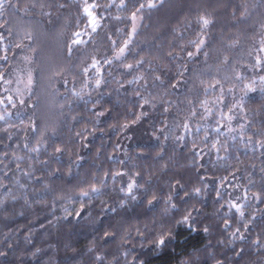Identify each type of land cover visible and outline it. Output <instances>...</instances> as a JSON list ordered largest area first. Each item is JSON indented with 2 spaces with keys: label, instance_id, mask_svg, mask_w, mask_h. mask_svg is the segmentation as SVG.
<instances>
[{
  "label": "snow or ice",
  "instance_id": "1",
  "mask_svg": "<svg viewBox=\"0 0 264 264\" xmlns=\"http://www.w3.org/2000/svg\"><path fill=\"white\" fill-rule=\"evenodd\" d=\"M165 0H148L147 3L140 0H109L103 3L102 0H67L60 3L59 0H27L23 8L20 7V0H0V87L6 95L0 96V105H6L4 113L0 114V121L7 124L8 108L17 109V115L21 109L35 108L30 100L35 95L37 86V73L44 72L43 68L37 65L35 54L37 48L33 32L25 30L21 36L19 28H14L6 14L8 9L15 12H22L25 16L36 15L39 9L42 17H48V24H53L52 12L45 9L61 10L70 7L76 8V29L67 35L62 43L61 51L67 62L65 71H71L72 79L69 81L63 72H56L62 78L67 95H64L65 103L60 105L61 109L67 107L71 114L73 105H83L84 111L90 112L89 119L92 120V130L89 131L87 124L81 131L69 138L68 142L57 143L59 135L58 125L49 126L37 123L32 116L28 117L27 129L35 135L33 139L35 145L30 147L25 142L23 148L28 153H40L41 147L45 150L53 147L49 160L40 161L45 166L54 162L57 167L49 168L46 175L48 178L58 177L66 187H55L51 183H44L39 193L34 190V195L39 198L35 203L47 204V198L52 197L51 207L54 209L57 202L61 205L62 216L57 217V223L66 221L71 230L90 231L92 239L86 246V252L94 255L93 264H202V260L212 256L215 264H224L223 260L216 259L209 251L212 247L211 240L207 245L195 249L191 254L186 250L182 253L188 259H180L174 254V250L180 248L179 239L184 238L185 243L192 233H197L198 237L211 236L213 231L219 227L216 214L210 215L204 210V202L207 198L209 185L205 183L208 171L204 166V157L215 153L217 160H227L233 145L228 143L230 139L235 141L237 137L245 147L253 145V136H245L246 130L252 123L247 119L245 110V99L249 93L259 90L264 93V22L259 25V31L255 27L251 28L252 35L247 36V29H238V34L229 37L230 42L223 44L225 51H236L238 55L233 58L231 55H223L220 63L227 67L231 75L224 77L231 87L225 89L221 79L216 75L206 72L195 73L186 76V73L195 70L189 69V62H195L200 56L204 57L203 63L207 65L213 44L209 43L208 29L214 24L209 15L198 16L196 23L198 28L194 33V38L187 39L183 32L179 36L173 35L171 39H163L157 44L151 45L149 49L140 47L138 37L140 30L145 27L143 20L144 9L149 10L163 7ZM115 7L117 11L129 12L128 16H114L112 19L123 22L125 28H116L114 33H105L104 39L107 41L105 54L93 56L90 62L80 60L74 64L73 58L77 53L84 51L85 46L92 45L96 50L99 31L105 20L104 11ZM238 21L247 22L251 16L248 4L242 6ZM236 9L233 8L235 15ZM83 17V19H81ZM59 19V17L57 18ZM81 25H83L81 29ZM190 26V22H189ZM123 33L126 38L120 39ZM113 35L117 39H113ZM87 37V39H85ZM16 38V42L12 39ZM186 43L180 42L185 41ZM246 40L248 46L245 47L242 41ZM7 41V42H6ZM27 41V43H25ZM167 51H163L164 45ZM179 49V51H177ZM208 49V50H206ZM19 56L15 65L9 63V51L13 56ZM154 50V51H153ZM163 53V54H161ZM186 55V59L181 56ZM183 60V63L178 61ZM34 65H37L34 67ZM252 73L253 75H249ZM259 75H256V74ZM210 76L206 84L202 78ZM131 77V78H129ZM51 79V77H50ZM196 80H199L197 86ZM191 81V83H189ZM71 84V87H69ZM78 85V86H77ZM183 85L185 87L184 99H170L173 92ZM111 88L112 91H106ZM123 90V91H121ZM113 92L116 98L113 100ZM218 92L214 99L210 98V93ZM239 93V95L237 94ZM105 97H108L106 100ZM131 97V99L129 98ZM229 97L231 99L229 100ZM111 105L106 107L105 105ZM19 105V107H18ZM91 105V109H89ZM180 105H186L181 108ZM151 113H159L163 118L161 127L154 128L153 138L157 141L155 151V165H150L145 171L143 168L134 170L123 168L113 170L112 168L96 171L89 169L84 171L86 163L84 149H90L92 141L89 136H96L97 133L116 132L125 134L128 140L133 139L132 129L140 125ZM185 113L183 119H180ZM35 115V113H33ZM61 115H64L63 111ZM69 118L77 123L84 120L83 112L77 115H70ZM103 118V119H102ZM169 118L173 124L169 125ZM214 120L216 127L212 130L217 134L208 143L209 132L204 129L203 148L197 143L195 133L201 131V122ZM195 122V127H193ZM21 123H24L21 121ZM106 124L107 130L98 125ZM11 126V125H9ZM173 129H180L183 134H176ZM222 129H226L222 131ZM11 139L8 128L2 129ZM264 135V133H261ZM186 136L193 137L190 146ZM223 136L225 139L221 140ZM27 139V138H26ZM173 141L172 153L167 156V149L161 142ZM50 141L52 143H50ZM2 143V141H0ZM71 144L70 148L68 145ZM80 151H74L76 146ZM255 146L264 148V139L255 141ZM7 147V145H5ZM19 147V145H17ZM120 147L119 144L116 145ZM187 148L186 162L183 165H173L176 161V148ZM207 149V152H205ZM223 152L225 155L221 156ZM67 153L68 160L65 163L64 156ZM5 157L8 153H3ZM99 150L97 151V156ZM264 155V153H262ZM125 156L129 159L127 150ZM74 157V158H73ZM12 159L16 162V169L22 175L37 180L32 172L23 171L20 161L24 156L16 155L12 152ZM31 160L32 157L28 156ZM108 159H112L111 156ZM2 163V161H0ZM119 165H125L123 159L116 161ZM31 167V165H28ZM195 173V179L192 178ZM8 177V172L0 176V189H5L6 197L10 195L12 189L4 182ZM225 180L227 177L224 178ZM213 189L214 200L223 209L224 217L235 211L240 218L245 216L242 199H248L245 191L243 197L235 195L233 199L225 200L222 203L221 188ZM21 188L24 185H20ZM228 193V196H232ZM252 198L258 202H264V192L252 193ZM11 199L17 201L19 197L12 195ZM25 205H29L27 196L23 200ZM199 205V207H197ZM0 210L7 212V203L0 200ZM24 213L21 212L20 215ZM7 218V217H6ZM234 219V218H233ZM49 223H52L50 220ZM231 220H223L222 231L226 232L230 227ZM247 230L248 224L243 225ZM233 238L227 241L228 245L234 243V239L244 240L245 236L240 227L229 233ZM218 243L225 244L224 240ZM258 248L264 249V242L259 238L253 241ZM10 246V245H9ZM65 249L71 253L66 255L68 264H81L77 259L84 253L72 246L70 242L64 243ZM103 250L102 252L100 250ZM41 249H36L32 253L35 257ZM243 249L236 252V256H241ZM7 253L0 252V256ZM111 256V259L108 257Z\"/></svg>",
  "mask_w": 264,
  "mask_h": 264
},
{
  "label": "trees",
  "instance_id": "2",
  "mask_svg": "<svg viewBox=\"0 0 264 264\" xmlns=\"http://www.w3.org/2000/svg\"><path fill=\"white\" fill-rule=\"evenodd\" d=\"M15 2V0H13ZM27 0H20V7L23 8ZM60 3H66L67 0H59ZM103 3H108L109 0H102ZM119 3V0H116ZM140 2L147 3L148 0H140ZM247 3L251 16L247 22H241L236 19L242 10V5ZM233 8L236 9L235 15L233 14ZM45 11H51V19L53 24H48V17H42L39 9L36 10V15L25 16L22 12H15L13 9H8L6 18H8L14 28H19L21 36L24 31L33 32L35 38L34 47L37 48L35 54L37 59V65L39 68H43L44 72L37 73V86L35 89V95L31 98L30 103L35 104V108L21 109L20 114L17 115V109L7 105L8 113L6 124L5 121H0V176H3L5 172H8V177L4 182L12 189L10 195L6 197L5 189H0V200H5L7 203V212L0 210V252L7 253L6 256H0V264H68L66 261V255L70 256L71 253L68 249H65L64 243L70 242L73 247L79 249L84 254L78 256L77 259L81 261V264H93L94 255L86 252V246L92 239V233L90 231H77L71 230V226L66 221H60L57 223V217L62 216L61 205L57 202L56 207L53 209L50 205L52 203V197L47 198L48 203H35L39 197L34 195V190L39 193L44 183H51L57 189L66 187V185L58 178H48L46 173L49 168H55L57 165L54 162H50L49 166H45L40 161L49 160L50 154L54 151L53 147L47 148L41 147L40 153H28L23 148L25 142L29 143L32 147L35 145L33 139L34 133L30 129H27L28 117L32 116L37 123L42 125L47 124L49 126L58 125L59 135L57 143L68 142L69 138L75 135V132L81 131V129L87 124L89 131L92 130V120L89 119L90 112L84 111V106L73 105L74 111L69 114L67 107L61 109L60 105L65 103L64 95H67L65 87L62 83V78L59 75H54L56 72H63L64 76H67L69 81L72 79L71 71H65L67 68V62L64 59V55L61 51L62 43L66 40L67 35L71 31L76 29V8L70 7L67 9L56 10L45 9ZM209 15L213 19L214 24L208 29L209 43L213 44L210 51V56L207 65L203 63L204 57L200 56L197 61L189 62V69L195 70L186 73V76H192L195 79V73L206 72L210 75H216L221 79L225 89L231 87V84L224 80V77L231 75L227 67L220 63L223 55H231L235 58L238 53L236 51H225L223 44L230 42L229 37L238 34V29H247L246 35L251 36V28L255 27L259 31V25L264 22V0H165L163 7L154 9H144L143 23L144 28L140 30V36L137 38L140 42V47L145 48L146 51L153 44L159 43L161 40L167 38L171 39L173 35L179 36L183 32L187 39L194 38L198 25L196 20L200 15ZM128 16L129 12L123 10L117 11L115 7L104 11L105 20L102 21L103 27L98 30L99 36L96 37L97 45L94 50L92 45H87L84 51L77 53L73 58V63H79L80 60L90 62V58L93 56H102L105 54L107 41L104 39L105 33H114L116 28H125V24L120 21L112 19L114 16ZM59 17V19H57ZM83 19V17H81ZM3 19L0 18V23ZM190 22V26H189ZM83 25H81L82 29ZM113 39H117L116 35H113ZM121 40L126 38L123 33L119 37ZM87 39V37H85ZM7 42V41H6ZM12 42H16V38L12 39ZM186 43L185 41H180ZM27 43V41H25ZM245 47L248 46L246 40L242 41ZM166 44L163 51H167ZM208 50V49H206ZM154 51V50H153ZM179 51V49H177ZM2 54V53H0ZM163 54V53H161ZM9 63L15 65L19 52L17 50V56H13V52L9 51ZM181 56L186 59V55L181 53ZM183 63V60L178 61ZM0 63H4L0 61ZM37 65H34L36 67ZM253 75L252 73H248ZM256 75H259L258 73ZM51 77V79H50ZM131 78V77H129ZM206 84L210 80V76L206 75L202 77ZM191 83V81L189 82ZM197 86L199 80H196ZM78 86V85H77ZM71 87V84H69ZM106 91H112L111 88ZM123 91V90H121ZM185 87L180 85L179 89L173 92L170 99H184ZM63 93L64 95H60ZM218 92L210 93V98L214 99ZM239 95V93H237ZM6 95L3 93V88L0 87V96ZM116 98L113 92L112 99ZM131 99V97H129ZM107 100L108 97H105ZM231 97H229V100ZM111 107V105H105ZM6 105H0V114L4 113ZM19 107V105H18ZM91 109V105L88 106ZM181 108H185L186 105H180ZM245 110L247 113V119L252 123L245 132V136H253V145L255 141L264 139V93L259 90L251 92L245 99ZM63 111L64 115H61ZM83 112L84 120L80 123L72 121L69 116L77 115ZM35 113V115H33ZM185 113H182L180 119L182 120ZM103 119V118H102ZM163 118L159 113H151L140 125L132 129L133 139L127 143L125 134L116 132L97 133L96 136H89V140L92 141L90 149H84L86 163L84 164V171L89 169L101 171L103 169L112 168L113 170H120L123 168H132L136 166L134 170L143 168L145 171L149 169L150 165H155V151L157 141L153 138L152 132L154 128L161 127V120ZM23 121L24 123H21ZM173 124V120L169 118V125ZM11 125V126H9ZM8 128V132L11 133V139L8 138V134L3 132L2 129ZM107 130L106 124L98 125ZM195 127V122H193ZM215 125L214 120L201 122V131L195 133V139L200 147L204 145L200 143L204 137V129L207 128L209 132L208 143H211L212 139L216 137V133L212 130ZM226 132V129H222ZM176 134H183L180 129H173ZM229 139L228 143L233 145V149L229 153L227 160H217L215 153L205 155L204 166L208 170L205 175L208 179L205 181L209 185L207 191V198L204 202V210L206 213L213 215L219 210V215L216 216V221L219 227L213 231L211 236L198 237L197 233H192L188 237V242L185 243V239L182 237L179 239L180 248L174 250V254L180 259H188V256L182 253L186 250L191 254L195 249L200 248L209 243L211 240L212 247L209 251L213 253L216 259L224 261V264H264V249L258 250L257 246L253 244V241L259 238L264 242V202H258L252 198V193L264 192V148L259 146L249 145L245 147L244 143L239 140L233 141ZM27 138V139H26ZM189 141V146L193 137L186 136ZM221 140L225 137L221 136ZM161 142L167 149V156L173 155L172 148L174 146L173 141ZM50 143H52L50 141ZM120 147L117 148L116 145ZM7 145V147H5ZM19 145V147H17ZM70 148L71 144L68 145ZM99 155L97 156V151ZM125 150L128 152L129 159L125 156ZM15 151L16 155L24 156L25 159L20 161L23 171H29L33 173L34 177H40V180L24 176L20 170L16 169V162L12 159V152ZM74 151H80L77 145ZM7 152L8 156L5 157L3 153ZM207 152V149H205ZM187 148H176V155L173 159L176 163L173 165L175 169L179 165H183L186 162ZM221 156L225 154L220 153ZM28 156L32 159L29 160ZM111 156L112 159H108ZM74 158V157H73ZM123 159L125 165H119L116 161ZM68 160L67 153L64 156L65 163ZM28 165H31L29 167ZM195 173H192V178L195 179ZM227 177L225 180L224 178ZM223 181L224 186L220 189L223 196L221 203L225 200L233 199L234 196L240 195L243 197L245 191L248 193V199H242L240 203L244 204L245 216L240 218L238 214L233 212L229 213L228 217H224V212L227 211V206L220 209L219 204L215 202L214 188L219 187ZM20 185H24L23 188ZM228 193L233 195L230 197ZM15 195L19 197L17 201H13L11 196ZM27 196L29 205H25L23 200ZM199 207V205H197ZM23 212V215L20 213ZM7 217V218H6ZM234 218V219H233ZM231 220L229 229L224 232L223 220ZM52 223H49V221ZM247 223V230L243 225ZM237 227H240L241 232L245 236L244 240L234 239V243L227 244V241L233 239L229 233L235 231ZM219 240H224L225 244L218 243ZM10 245V246H9ZM36 249H41L35 257L32 253ZM243 249L241 256H236L235 253ZM103 251L102 249L100 250ZM111 259V256L108 257ZM202 264H215V260L212 256L207 257L206 261L202 260Z\"/></svg>",
  "mask_w": 264,
  "mask_h": 264
},
{
  "label": "rangeland",
  "instance_id": "3",
  "mask_svg": "<svg viewBox=\"0 0 264 264\" xmlns=\"http://www.w3.org/2000/svg\"><path fill=\"white\" fill-rule=\"evenodd\" d=\"M127 143H129L131 140L125 139ZM237 195V194H236Z\"/></svg>",
  "mask_w": 264,
  "mask_h": 264
}]
</instances>
